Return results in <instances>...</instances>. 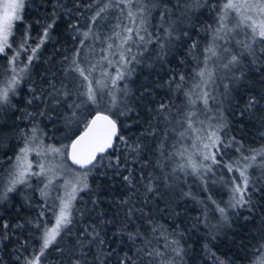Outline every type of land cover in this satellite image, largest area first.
Returning <instances> with one entry per match:
<instances>
[{
	"label": "snow or ice",
	"instance_id": "1",
	"mask_svg": "<svg viewBox=\"0 0 264 264\" xmlns=\"http://www.w3.org/2000/svg\"><path fill=\"white\" fill-rule=\"evenodd\" d=\"M200 9L203 11L194 19ZM26 11L36 15L38 36L32 34L33 24L26 21ZM205 13L213 18L201 26L197 21ZM108 16L116 17L119 22L114 29L120 31L105 38L100 28ZM17 25L23 28L18 43L13 39ZM61 26L77 46L70 50L55 48L44 61L48 67L34 77L41 49L53 42ZM88 42L106 44L101 49L107 53L101 57L106 64H85L81 57L82 50L91 47ZM145 52L150 55L142 60ZM0 56L11 66V76L0 88V121H4L0 131L8 127L7 121L21 119L15 115L17 111L29 120L49 116L50 111L58 113L70 132L73 126L79 129L59 147L44 144L36 123L30 132L20 129L24 145L14 160L9 157L13 160L11 167L0 176V203L9 193L32 188L31 178L36 177L33 191L52 210L55 223L49 227L40 222L43 210L40 219L29 221L40 232L38 254L26 258L14 249V262L42 264L41 258L54 251L57 255L51 264H186L190 252L197 258L193 244L202 243V250L211 253L214 264H232L210 248L219 234L227 235L236 220H244L245 229L250 220L259 219L264 225V218L256 215L258 210L264 212V181L254 180L255 172L249 171L254 167L264 169V146L245 153L240 140L229 135L226 119L232 109V115L240 117L242 128L247 126L245 118L259 121L257 131L264 139V115H256L264 113V0H0ZM138 64L150 69V75L155 72L158 79L133 91L131 78ZM185 66H191L193 80L187 91L184 85L189 72L183 71ZM98 68L101 77L107 79L94 77ZM110 68L114 72H109ZM217 69L223 74L218 76ZM165 70L166 78L160 76ZM22 85L27 93L24 104L31 106V111L14 103V98L23 94ZM157 87L183 94L187 110L174 101L154 104ZM197 101L202 109L196 108ZM145 112L150 113L147 135L159 140L154 164L159 175L142 171L139 178L149 194L146 196L140 193L129 164L146 155L147 146L139 137L125 135V129L132 133L134 126L141 136L145 134L139 127ZM174 124L184 131L176 133ZM173 133L181 140L191 133V151L166 152L164 145ZM228 149L239 156L225 161ZM33 153L40 158L35 161L36 171L29 159ZM175 155L183 162L167 171L166 161ZM217 168L226 169L228 174L221 177L229 189L226 203L214 199L208 187L209 182H217ZM112 176H119L127 190L116 199L115 208L109 203L111 215L101 207L99 197H90L92 208H77V199H83L79 193L93 191L90 178L111 183ZM189 178L192 182L199 180L202 190L209 193L206 201L196 200L190 191L183 190ZM176 188L183 197L203 205L192 227L199 232V225L204 224L207 235L192 243L186 240L189 230L181 228L182 220L174 221L169 228L159 223L160 216L156 215L181 217V211L173 206L175 201L168 199ZM153 199L155 209L149 204ZM209 211L218 214L213 216L215 224L208 222ZM15 227L23 228L24 224ZM2 228L0 244L9 239L10 225L5 222ZM240 246L245 247L243 241ZM247 247L259 253L256 264H264V232ZM0 264H5L4 257H0Z\"/></svg>",
	"mask_w": 264,
	"mask_h": 264
},
{
	"label": "trees",
	"instance_id": "2",
	"mask_svg": "<svg viewBox=\"0 0 264 264\" xmlns=\"http://www.w3.org/2000/svg\"><path fill=\"white\" fill-rule=\"evenodd\" d=\"M103 2V0H102ZM219 3H223L224 0H218ZM200 9L194 15L199 16ZM212 16L205 13L203 16H200L199 21L197 23L199 25H204L209 23L212 20ZM25 19L28 23H32V34L34 36L39 35L38 26L34 24L36 19V15L34 11H26ZM119 21L115 16H108V19L102 22V27L100 28V33L106 38L109 35H113L114 31H120V29H114V25ZM103 25H106L103 26ZM18 31L16 35L13 37L19 42L20 34L23 32V28L17 25ZM204 33L201 31V36ZM118 43V41H115ZM91 47H85L82 50L81 59L84 60L85 64L89 63H97L100 62L101 65L106 64V61L101 60V57L105 56L107 53L101 51L102 48H106V44L100 42H88ZM204 41L201 40V45L203 46ZM77 45L71 41V34L66 31V29L61 26L57 32V35L53 38V42L46 44L43 49H41V61L39 63V67L33 69V75L35 77L36 72H43V69L48 67L45 60L54 52L55 48L68 49L75 47ZM134 54L136 53V49L133 50ZM11 54V50H9ZM150 55L149 52L143 53L141 59L144 60ZM112 58V57H110ZM211 66V65H210ZM10 65L8 64L7 58L0 56V88L4 87L7 81L11 76ZM190 67L185 66L183 71L189 72L188 82L184 85V90L187 91L192 88L193 80L190 78ZM109 72H114L113 68L108 69ZM166 70L165 72H160V76L166 78ZM222 70H220L219 75H222ZM218 75V76H219ZM95 78L107 79L106 77H101L100 69L94 73ZM158 77L153 72L150 75V69L145 67L143 64L135 65V71L131 78V86L133 91H138L141 85L148 83L149 81H155ZM197 91V90H196ZM21 92L23 93L18 98H14V103L17 104L18 108H27L28 111H31V106H26L24 104V99L26 98V88L22 85ZM199 92V91H198ZM197 92V93H198ZM153 95L155 96L154 104H158L161 101L168 102L174 101L181 108L187 110L189 105L186 104V97L181 93H176L173 89L171 92L167 87L164 88H155ZM193 99H195V95H193ZM147 103V101H145ZM211 104V101H210ZM227 107V105H225ZM197 109H202L203 105L197 101L196 104ZM63 112V109H61ZM16 116H20L19 120H9L7 121L8 127L4 128L0 131V176L5 175L11 164L18 154L20 148L24 145V139L20 136V129H24L25 132H30L33 124L36 123L39 125L40 131L38 135L42 136L44 144H51L53 146H61L62 144L68 143V136L72 135L73 132L79 131L73 126L71 132L65 126V123L62 119L59 118L58 113L49 112V116L43 118H36L35 120H29L23 118V112L17 111L15 113ZM199 115V113H198ZM257 116L264 115V113H257ZM150 113H142V120L139 127H141L144 131V135H140V131L137 126H134L132 133H129L125 129V135L136 136L139 137L140 141L147 146L145 149L146 155L138 158L137 163L129 164V167L132 168L134 173V178L137 181V187L140 189V193L142 195H149L144 192V186L140 183V174L143 171L145 175L148 173H152L153 176L159 175V169L154 168V164L157 160V151L155 145L159 144L158 139H153L151 136L147 135V129L149 127V123L146 121L149 120ZM200 119H204L203 115H200ZM226 119L229 122L230 132L229 135H235L240 142L243 144V151L245 153H249L251 149H259L264 146V139H262L257 129L260 128L259 121L249 122L247 118H245L244 123L247 125L246 127H241L238 121L240 117L232 115V109L226 113ZM154 123V121H151ZM207 122V121H206ZM4 121H0V125H2ZM253 123H255V127H253ZM15 124V127L13 126ZM179 124H174L173 127L176 129V133L180 132ZM176 133L171 134L170 138L166 141L164 145V149L168 153H175L179 151L181 144L178 142V135ZM173 144L175 147H173ZM148 149H151L149 152ZM239 156V153H236L234 149H228L227 155L223 157L225 161L229 160V158L235 159ZM9 157L13 158V160H9ZM52 159L51 157H49ZM220 157H218L219 159ZM29 159L34 162L33 170H38L35 167V161L39 160V157H36L35 154H31ZM58 159V158H57ZM260 158H257V164H259ZM70 163V162H69ZM145 164L147 166H145ZM168 165L167 171H171L172 168L176 167L178 162L172 157L171 161H166ZM75 167V166H73ZM251 172H255V176L253 179L260 178L264 181V169L259 167H254L249 170ZM176 175H180V173H176ZM226 169L217 168V176L216 183L209 182L208 187L211 190V195L217 201L226 203L229 199V189L225 186V180L221 179L222 176H227ZM235 175H238L236 173ZM38 181L36 177L31 178L32 188H25L24 192L21 193L19 189L17 192L9 193L8 199L3 203H0V234H3L4 229L2 228L3 223H8L10 225L9 229V239L5 240L0 244V257H4L5 264H24V261L14 262L13 254L14 249H19V253L22 257L30 258L31 256L38 254L40 242L38 240V236L40 232L36 229L34 223H29V221H35L39 218L40 212L44 211V216L40 219L42 224H46L49 227L53 226L55 223L54 216L52 210L43 203L41 200L39 193L34 192L33 189L36 187ZM57 184L60 183V180L56 181ZM89 183L92 184L93 191L89 192H81L79 193V197L83 199H77L76 206L77 208L83 209L85 207L92 208V204L90 202V197H99L101 200V207L106 211H109V215H111V211L109 210V203H111L112 207L115 208L116 199L120 198L123 193L127 190L124 182L120 179L119 176H112L111 183L108 180H100L96 181L90 178ZM144 183H147L145 180ZM23 187V186H21ZM61 190V189H60ZM184 191H190L193 196L196 197V200L206 201L208 192L202 190V186L199 180L192 182L189 178V182L184 184ZM3 189L0 187V193H2ZM25 195H27L28 200H25ZM168 199L175 201L174 207H177L181 211V217L169 216L167 214L156 213V215L160 216L159 223L165 225L166 227L171 228L172 224L176 220H182L181 228L188 229L189 231L185 234L186 240L188 243H192L198 238L205 237L207 235V231L205 230V225L200 224L199 228L201 231L195 232L193 229V224L196 221V217L200 216L203 210V205L198 204L196 200L191 199L190 197H183L181 195V190L176 188L174 191L169 193ZM149 204L153 209L156 208L155 199L149 201ZM162 207V204H161ZM214 207V206H213ZM99 210V209H98ZM95 215V214H93ZM218 215L211 211L208 212V222L209 224H215L216 220L213 219V216ZM256 215L258 217L264 218V212L260 210L257 211ZM84 221L88 222V218L84 217ZM24 224L23 228H16L15 226L18 224ZM245 224L244 220H236L233 228L227 230V235L224 232L219 234V239L214 241L210 248L213 252L216 253V256L225 259L226 261H231L232 264H256V261L259 259V253L255 251V249H249L247 247L249 243L255 244L256 239L259 237L261 232H264V225H261L259 219L250 220L247 222V228L242 227ZM82 226V225H81ZM244 237H249V239H244ZM241 241L245 247H241ZM21 244L24 246L21 247ZM6 245V247H5ZM55 247V245L53 246ZM193 248L195 250V254L197 258L193 257V254L190 252L189 256L186 258V264H214V259L211 253H205L202 250V243L193 244ZM26 249V250H25ZM51 251V249H50ZM57 253L51 251V256L46 254V257H42V264H51V260L53 256H56Z\"/></svg>",
	"mask_w": 264,
	"mask_h": 264
},
{
	"label": "rangeland",
	"instance_id": "3",
	"mask_svg": "<svg viewBox=\"0 0 264 264\" xmlns=\"http://www.w3.org/2000/svg\"><path fill=\"white\" fill-rule=\"evenodd\" d=\"M220 70L217 69L216 70V74L219 75ZM199 90L197 89L196 92H198ZM207 124V122H205ZM196 127H200L199 124L196 125ZM180 131H184V128H182L180 126ZM192 135L191 133L189 135H186L182 140L180 139V137L178 136V142L181 144L179 151H176L175 153H179L181 151H184V149H188L189 151H191V144H192V139L189 138V136ZM194 138V136H193ZM174 159L179 163H182L183 160L181 159V157L179 155H175L173 156ZM49 160H51L50 158H48ZM179 173V172H178ZM62 178H70V177H62ZM60 194H63V190H60ZM53 195H55V193H53Z\"/></svg>",
	"mask_w": 264,
	"mask_h": 264
}]
</instances>
